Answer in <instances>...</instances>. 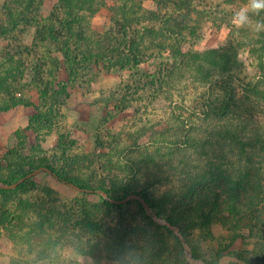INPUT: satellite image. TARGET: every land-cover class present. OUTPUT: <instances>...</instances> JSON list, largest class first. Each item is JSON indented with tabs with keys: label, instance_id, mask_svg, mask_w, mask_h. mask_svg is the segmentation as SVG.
<instances>
[{
	"label": "trees",
	"instance_id": "16d2710c",
	"mask_svg": "<svg viewBox=\"0 0 264 264\" xmlns=\"http://www.w3.org/2000/svg\"><path fill=\"white\" fill-rule=\"evenodd\" d=\"M39 3L6 0L0 5V43L4 41L0 45V112L29 103L15 94L26 76L25 55H29L22 38L32 27H36L35 42L46 50L40 60L55 68L49 70L50 79L35 73L44 109H37L25 128L12 133L14 145L0 166V183L24 180L13 189L0 186V235L12 230L11 237L34 253L16 264L51 262L53 253L66 244L74 247L75 255L95 257L103 251L108 260L119 264H190L188 254L198 256L195 247L185 246L181 236L186 242L196 231L211 236L215 223L227 230L231 243L246 235L257 239L256 250L250 255L233 250L235 261L229 264H264V32L237 29L230 23L225 45L202 51L179 43L172 48L166 45L162 50L171 49L168 63L153 64L156 71L148 75L159 85H171L189 76L194 88L203 89L197 112L206 120L204 130L197 136L190 133L181 143L179 139L168 142L170 157L183 151L195 155L188 165L181 160L183 166L173 167L181 176L177 183L170 186L169 175L163 171L162 163L169 165V159L164 161L160 146L142 151L138 157L119 154L126 146L114 135L110 140L102 136L96 139L95 161L107 171L91 179L76 176L72 169L41 156L42 142L65 103L70 82H77L94 64L125 70L140 63L143 46L132 28L146 17V9L141 3L126 2L111 7L117 12L114 26L100 34L92 32L90 16L105 5L104 0H59L56 12L40 25L36 23ZM174 5L173 13L165 19L155 10L148 11L152 16L147 20L163 22L162 30L148 28L151 36L159 38L163 31L182 36L179 33L185 27L186 15L195 11L199 18L201 13H211L187 9L186 0ZM254 19L264 20V12ZM244 48L258 61L252 74L248 70L251 62L241 57ZM62 63L67 81L58 80ZM28 131L35 133L32 145ZM66 147L62 144L65 159ZM26 148L30 153H24ZM41 168L86 197L75 206L18 198L15 191L29 193L39 186L27 177ZM164 185L168 187L162 188ZM50 193H55L52 188ZM91 195L100 200L91 201ZM156 217L165 222L159 223ZM222 257L219 253L215 260L205 262L218 264ZM68 264L78 262L71 258Z\"/></svg>",
	"mask_w": 264,
	"mask_h": 264
},
{
	"label": "rangeland",
	"instance_id": "374dc122",
	"mask_svg": "<svg viewBox=\"0 0 264 264\" xmlns=\"http://www.w3.org/2000/svg\"><path fill=\"white\" fill-rule=\"evenodd\" d=\"M6 0H0V5ZM105 5L90 16V28L92 32L105 33L114 26L113 18L117 12L111 9L113 6L133 3H141L146 9L143 12V21L136 27L138 33L136 40L143 46V59L140 63L125 70L106 67L104 64H94L77 82L69 83L68 96L65 103L60 107L57 118L54 121L50 133L45 135L42 142L43 152L41 156L51 157L54 164L72 169L76 176L96 178L107 170L98 167L95 156L93 155L96 147V139L102 136L105 140H110L112 136L124 147H121L119 154L128 156H140L142 151L155 150L161 147L163 171L169 177L172 184L177 183L181 176L174 173L173 167L180 165L181 160L187 161L186 164L195 159L193 152L183 151L180 154L170 157L168 142H182L187 135H200L206 125V120L197 112L200 106L202 90L194 88L190 77L182 81H177L171 85H159L158 82L148 74H153L156 68L153 64L158 62L163 65L168 63L171 56V49L187 45L195 50H206L219 48L225 45L229 32L233 13L239 9L246 0H186L189 3L187 9L197 8L199 10H209L211 13H201L197 18L195 11L191 15H186L187 21L184 28L180 29L182 36L174 37L169 32L162 33L161 37L155 38L148 32V28L160 29L161 21L147 20L152 15L148 11H157L164 19L173 13L176 7L175 2L180 0H104ZM163 1V2H162ZM185 1V0H184ZM38 18L36 23L48 21L52 12H56L59 0H39ZM165 3L166 5H164ZM178 6V5H177ZM140 10L137 13L140 14ZM174 16H178L175 14ZM180 19L183 16H179ZM146 19V20H144ZM165 26H171L165 24ZM172 26H174L172 22ZM136 33V34H137ZM36 27H32L22 38L24 44L28 46L29 55H25L26 76L20 81L16 96L25 98L28 105H18L8 111L0 112V166H3L2 158L4 154L13 147L12 133L18 129L25 128L29 117L37 109H44L40 101L41 86L36 82L37 72L45 79L53 76L49 75L50 69H55L48 62L40 60L41 55L46 51L43 45L35 42ZM185 36V37H184ZM257 37V35H256ZM262 38V37H261ZM139 39V40H138ZM4 45V41L0 43ZM169 47L163 51V47ZM173 45V46H172ZM257 47V45H255ZM248 48L241 49V57L245 62H251L248 70L250 74L256 69L257 59L252 56ZM58 56L61 55L57 54ZM249 56V57H248ZM61 60H63L61 58ZM62 63L59 69L58 80H68V74ZM175 85V86H174ZM173 86V87H171ZM3 97L2 99H6ZM128 105L127 108H123ZM28 143L36 142L35 133L28 131ZM67 146V158L61 156L62 144ZM120 145V146H122ZM173 145V144H172ZM12 152V153H11ZM10 155L13 154V151ZM24 153H30L25 149ZM39 155V156H40ZM57 156V158L54 157ZM67 165V166H66ZM172 166V168H170ZM100 168V170L98 169ZM114 174V173H112ZM33 178L38 187L29 192L23 193L21 190L15 191L18 198H27L31 202L38 203L45 201L46 205H60L65 203L75 206L76 203L84 199L85 194L74 186L58 180L47 168H41L27 177ZM24 181V180H23ZM22 182V181H21ZM13 182L11 184H14ZM9 184V185H11ZM8 185V184H7ZM0 186L6 187L0 183ZM166 188L168 186L164 185ZM16 188V187H15ZM54 194L50 193V189ZM13 189V188H12ZM53 194V195H52ZM91 201H98V196L91 195ZM1 200V197H0ZM16 201H14V204ZM159 223L165 221L155 218ZM18 229V228H17ZM13 229V230H17ZM11 231H3L0 235V264H16L19 260L32 258L34 253H30L28 246L18 243L12 238ZM179 235V231L176 230ZM228 232L221 224L215 223L212 226V235L206 236L200 231L190 234V242L183 239L185 246L189 244L196 250L197 258H188L190 264H208L205 260L213 261L219 253L223 257L218 264H229L235 259L231 256L233 250L244 251L245 255H250V251H255L257 242L255 238L248 235L238 239L234 243L228 236ZM75 249L71 245H65L53 253L52 261L48 260L33 262L32 264H68L71 258L77 260L78 264H110L106 254L102 251L95 257L75 255ZM16 261V262H15Z\"/></svg>",
	"mask_w": 264,
	"mask_h": 264
},
{
	"label": "clouds",
	"instance_id": "9594fccd",
	"mask_svg": "<svg viewBox=\"0 0 264 264\" xmlns=\"http://www.w3.org/2000/svg\"><path fill=\"white\" fill-rule=\"evenodd\" d=\"M264 12V0H246L242 6L233 13L231 23L237 29L248 28L256 33L264 32V20H257Z\"/></svg>",
	"mask_w": 264,
	"mask_h": 264
},
{
	"label": "water",
	"instance_id": "95a60500",
	"mask_svg": "<svg viewBox=\"0 0 264 264\" xmlns=\"http://www.w3.org/2000/svg\"><path fill=\"white\" fill-rule=\"evenodd\" d=\"M21 181H23V178L19 180L18 182L11 184V185H6L7 188H15Z\"/></svg>",
	"mask_w": 264,
	"mask_h": 264
},
{
	"label": "crops",
	"instance_id": "0c3cea01",
	"mask_svg": "<svg viewBox=\"0 0 264 264\" xmlns=\"http://www.w3.org/2000/svg\"><path fill=\"white\" fill-rule=\"evenodd\" d=\"M110 264H119L117 261L108 260Z\"/></svg>",
	"mask_w": 264,
	"mask_h": 264
},
{
	"label": "built area",
	"instance_id": "2783aa9c",
	"mask_svg": "<svg viewBox=\"0 0 264 264\" xmlns=\"http://www.w3.org/2000/svg\"><path fill=\"white\" fill-rule=\"evenodd\" d=\"M188 250H189V248H188ZM188 258L191 259V255L190 254H188Z\"/></svg>",
	"mask_w": 264,
	"mask_h": 264
}]
</instances>
